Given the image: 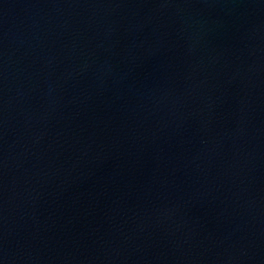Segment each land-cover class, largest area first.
Listing matches in <instances>:
<instances>
[{"label":"water","instance_id":"obj_1","mask_svg":"<svg viewBox=\"0 0 264 264\" xmlns=\"http://www.w3.org/2000/svg\"><path fill=\"white\" fill-rule=\"evenodd\" d=\"M0 264H264V0H0Z\"/></svg>","mask_w":264,"mask_h":264}]
</instances>
